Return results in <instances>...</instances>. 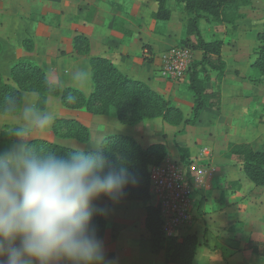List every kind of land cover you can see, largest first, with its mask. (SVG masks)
Masks as SVG:
<instances>
[{
	"label": "rangeland",
	"instance_id": "obj_1",
	"mask_svg": "<svg viewBox=\"0 0 264 264\" xmlns=\"http://www.w3.org/2000/svg\"><path fill=\"white\" fill-rule=\"evenodd\" d=\"M32 1L0 0V12H5L6 7L9 10L8 17L5 18L4 15L3 18L6 19L5 27L0 24V74L5 82L10 83L11 67L18 63V61H13L10 66H7L8 58L14 52V48L12 49L9 43L12 40H17L13 36L17 35L19 37L17 43H19V46L21 45L20 48L23 51L31 52L33 49L34 42L32 38L29 34L23 33L26 26L25 22L30 19L48 27H56L59 24L60 16L58 14L29 15V10L32 11L33 4H35ZM248 1V6L241 8L235 15H228L227 20L230 21L228 23L220 25L200 22V31L204 40L221 41L223 43L221 58L225 63V72L235 76L236 79L238 78L242 82L240 86L242 92L240 91L237 100L246 107L244 112L226 111V107L222 110L220 101V109L204 110L194 126L183 123L191 117L193 106V98L186 90V79L184 78L182 81H175L170 78L164 79L159 76L158 72L161 56L167 50L171 48H188L193 42L192 38H185L182 33L175 36L177 37L176 41L172 43L171 47L159 52L158 65L154 66V70L160 79L159 83L162 85V94L149 87L163 96L170 106L175 108H178L177 104L180 106L181 110L178 109L182 113V123L174 126L162 122L160 119H151L143 120L135 125H128L121 123L115 116L114 111L101 116L88 113L94 117L90 127L91 130L89 129L91 140L88 143L83 144L67 139L60 140L55 138L52 133L51 139H46L59 145L78 148L95 143L98 138H101L99 137L101 133L103 137H106L116 135L118 131H134L136 135L141 136L142 145L140 144V146L142 148L157 143L165 146L166 157L162 164L167 161L180 162L184 165V168L191 160H196L201 150H208L210 157L207 160L201 157L200 159L203 160V164L209 166L208 169L211 168L213 171L205 177L206 186L200 185L194 189L193 200L195 202L193 206L196 209L195 214L197 217L191 211V226L175 235L181 236L194 232L199 235L201 247H205L206 240L200 234H202L206 223L211 221L210 218H213L219 225L220 232L216 233L218 234V242L214 245V250L209 249L206 252L210 251L209 254L213 256H224L225 258L222 259L225 263L229 255L232 254V264H240L237 255L239 252L242 253L241 258L245 264H264V188H255L245 178L238 161L224 158L227 147L231 143H249L254 151L264 152V77L253 68L256 59L255 50L259 46L256 35L262 32L264 24V0ZM16 5H20V7H16ZM24 9H26L25 12ZM20 15L27 16L23 19ZM89 15H91L90 10ZM1 16L3 15H0V22ZM16 25L19 30L12 29ZM24 40H30L32 46L30 51L25 50V46L22 45ZM2 44L5 45L4 48ZM200 58V53L195 52L193 55L194 61L191 65L199 61ZM212 74L217 75V73L210 72L209 90L219 87L220 84L216 80V76L213 78ZM47 80L49 81L48 78ZM35 98L37 99L38 95ZM59 107L63 108L58 98L49 97L47 99L46 110H52L56 114ZM229 117L232 120H229ZM17 118V114L14 116L0 115V134L5 131L8 132L11 123H14ZM56 118L61 117L56 116ZM6 122H9V125H6ZM147 126L152 128L151 132H148L149 127ZM146 136H152V138L150 137L151 140L146 139ZM10 138L12 137L10 136ZM153 138L159 141H155ZM180 148L186 149L188 153L186 163L180 161V157L183 155L178 151ZM0 150H2L1 145ZM236 191H239L240 195L237 205L232 209V205L226 206V202L229 198L232 199L231 195ZM148 204H153V202L151 200L147 203L131 201L117 205L109 204L102 199L96 201L98 207L107 208V213L104 216L108 228L105 237L101 240L104 243L106 257L111 261V264H166L162 252L153 253L150 250L149 237L143 225L144 207ZM203 216L206 219H202L203 222H199V226H196V223ZM229 221H233L235 224L230 231H228L229 227H221L226 226ZM204 233H206V230ZM234 233L236 235L241 233L242 240L240 242L234 241ZM225 236H228V239H225ZM200 253L203 254V251Z\"/></svg>",
	"mask_w": 264,
	"mask_h": 264
},
{
	"label": "trees",
	"instance_id": "obj_2",
	"mask_svg": "<svg viewBox=\"0 0 264 264\" xmlns=\"http://www.w3.org/2000/svg\"><path fill=\"white\" fill-rule=\"evenodd\" d=\"M157 4V10L152 19L158 22H168L170 11L168 2L174 1L184 16L183 35L192 38L188 46L193 52L201 55L186 72V90L193 98L191 117L183 122L182 113L178 108L170 106L159 93L150 89L145 83L128 79L108 59L103 57L89 58L92 92L84 94L77 88H62L47 80L39 66L31 63L18 62L11 67L10 83L5 82L0 74V115L14 116L17 113L6 111L5 103L8 97H16L22 101L24 93H36L42 108H46L47 99L56 97L67 110H85L94 116L107 115L114 111L121 123L135 125L143 120L160 119L162 122L177 126L185 123L194 126L206 109H220L219 88L208 89L211 80L210 72H216V80L221 82L225 76V63L221 58L223 43L221 41H206L201 35L200 22L224 24L230 22L228 15H235L241 8L249 5L248 0H151ZM259 46L255 50L256 59L253 68L264 77V24L262 32L256 35ZM25 50L30 51V40L22 41ZM187 48V47H186ZM1 49V46H0ZM90 46L83 35L72 39V53L78 56H88ZM69 93L77 97V102L69 104L64 100ZM53 136L60 140H74L86 144L91 139L89 128L75 119L56 118L51 127ZM36 143L54 152L65 154L70 147L59 145L46 139H34ZM104 151L108 158L115 162L122 158L128 170L133 173L138 183L129 185L125 195L119 202H143L150 200L149 180L150 170L160 166L165 157L166 149L161 143L146 148L133 138L124 135L104 137ZM12 142L7 131L0 134L2 150ZM183 154L180 161L186 163L188 153L180 148ZM225 159L236 160L245 178L255 187L264 188V152L254 151L248 143L229 144L224 154ZM113 203L107 198H101ZM144 228L149 237L153 253L162 252L166 264H193L200 245L196 235L166 236L159 214V209L153 204L144 208ZM97 235L100 239L107 233L108 224L103 215L93 218Z\"/></svg>",
	"mask_w": 264,
	"mask_h": 264
},
{
	"label": "clouds",
	"instance_id": "obj_3",
	"mask_svg": "<svg viewBox=\"0 0 264 264\" xmlns=\"http://www.w3.org/2000/svg\"><path fill=\"white\" fill-rule=\"evenodd\" d=\"M71 78L82 86L87 74ZM36 96L8 97L4 105L18 118L7 132L12 143L0 150V264H111L93 222L107 208L96 201L118 202L138 179L122 158H108L105 140L65 154L36 143L56 119Z\"/></svg>",
	"mask_w": 264,
	"mask_h": 264
},
{
	"label": "crops",
	"instance_id": "obj_4",
	"mask_svg": "<svg viewBox=\"0 0 264 264\" xmlns=\"http://www.w3.org/2000/svg\"><path fill=\"white\" fill-rule=\"evenodd\" d=\"M34 2L32 11L28 9L29 15L58 14L60 16L59 24L56 27H48L28 19L25 22L26 26L23 33L29 34L32 38L34 42L33 49L31 52L23 51L20 48L21 45L19 46V43H17L19 37L14 35L13 37L17 40H12L9 43V46L12 49L14 48V52L8 58L7 66H10L13 61L35 64L42 69L49 81L58 83L61 87H75L88 95L92 92L89 58L103 57L108 59L128 79L143 82L162 94V85L159 83L160 79L154 70V66L158 65L159 52L171 47L172 43L176 41L177 37L175 36L183 33L184 16L174 1L168 2V9L171 13L168 22H157L152 19V15L157 10V4L151 0H33L32 3ZM16 7H20V5H16ZM89 10L91 15H89ZM23 11L25 12L26 9ZM8 12L7 7L3 12L5 14L0 12V15H3L0 24L3 27L6 25V19H3L4 15L7 18ZM26 16L20 15L23 19ZM12 29L19 30L17 25L13 26ZM76 34L83 35L88 39L90 46L88 56H77L72 53V39ZM2 46L5 47L3 44ZM79 70H83L87 74L86 82L82 86L77 85L71 78L73 73ZM212 76L214 78L216 75L212 74ZM241 84L242 82L238 78L236 79L235 76L225 73V77L218 87L222 110L226 107V111L244 112L246 107L237 100L240 95ZM25 95H23V98H25ZM27 95L31 96L32 94ZM177 107L181 110L178 104ZM56 112L57 117L78 120L89 129L94 118L85 110L71 111L59 107ZM228 119L232 120L230 117ZM6 125H9V122ZM50 129L46 134L35 136L34 139H51ZM151 130L152 128L149 127L148 132H151ZM116 133L131 137L139 144L142 143L141 136L136 135L134 131H118ZM99 137L101 138L96 140V144L104 138L102 133ZM150 137L152 138V136ZM150 137L146 136V139L151 140ZM155 141L159 140L155 139ZM232 194V199L229 198L226 206L232 205L231 208L233 209L238 203L240 194L239 191ZM194 202L195 200H193ZM113 204H124V202ZM195 211L196 209L193 206L192 213L194 216H196ZM143 218H145V212ZM202 219H206V217L200 218L196 226H199V222H203ZM210 220L203 228L202 234H200L206 240L205 247H201L199 235L194 232L187 234L196 235L200 243L193 264H232V254L229 255L225 263L224 256H213L209 254L210 251L206 252L209 249L214 250V245L218 242V234L216 233L220 232L218 222L213 218H210ZM226 224V226L221 227H229L228 231L235 226L233 221ZM205 230L206 233H204ZM233 235L234 241L240 242L242 240L241 233L237 235L234 233ZM225 239H228V236H225ZM201 251H203V254L200 253ZM241 254L240 252L237 254L238 260H240L239 263L242 264L243 262L245 264Z\"/></svg>",
	"mask_w": 264,
	"mask_h": 264
},
{
	"label": "built area",
	"instance_id": "obj_5",
	"mask_svg": "<svg viewBox=\"0 0 264 264\" xmlns=\"http://www.w3.org/2000/svg\"><path fill=\"white\" fill-rule=\"evenodd\" d=\"M194 54L188 48L167 50L160 59L159 76L182 81L194 61ZM200 157L207 160L209 151L201 150L196 160H191L185 168L180 162L167 161L150 170L149 196L159 209L166 236H176L191 226L194 189L206 186L205 177L213 171Z\"/></svg>",
	"mask_w": 264,
	"mask_h": 264
}]
</instances>
